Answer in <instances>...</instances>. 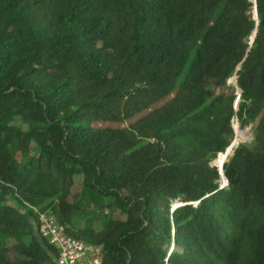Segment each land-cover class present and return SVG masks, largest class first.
I'll return each mask as SVG.
<instances>
[{
  "label": "trees",
  "instance_id": "16d2710c",
  "mask_svg": "<svg viewBox=\"0 0 264 264\" xmlns=\"http://www.w3.org/2000/svg\"><path fill=\"white\" fill-rule=\"evenodd\" d=\"M253 9L0 0V264H58L41 212L100 264H264V0ZM233 117L252 138L220 187ZM85 197L98 229L73 225Z\"/></svg>",
  "mask_w": 264,
  "mask_h": 264
},
{
  "label": "built area",
  "instance_id": "2783aa9c",
  "mask_svg": "<svg viewBox=\"0 0 264 264\" xmlns=\"http://www.w3.org/2000/svg\"><path fill=\"white\" fill-rule=\"evenodd\" d=\"M231 126L234 131L235 125H232L231 123ZM239 142H241L240 139L236 140L235 134H233V138L230 143L225 147L224 150L217 152L216 157L213 159L214 165L217 166L215 159L218 157V155H226L225 160L219 166H217L221 176L220 187L227 184L222 176L223 171L221 173V168L227 158L233 153L234 148ZM229 150L230 153L228 152ZM39 219V231L59 250L57 260L58 264H100L101 256L99 249L72 235L67 234L65 231V226L59 223L53 214L49 212H41L39 213Z\"/></svg>",
  "mask_w": 264,
  "mask_h": 264
},
{
  "label": "rangeland",
  "instance_id": "374dc122",
  "mask_svg": "<svg viewBox=\"0 0 264 264\" xmlns=\"http://www.w3.org/2000/svg\"><path fill=\"white\" fill-rule=\"evenodd\" d=\"M226 92L228 93H237V90L235 89V84L233 81L231 80H227V84L226 87L223 88ZM14 123L21 125L23 128L26 127L25 124H23L22 122L19 121V119H15ZM232 125L234 124V131H235V139L239 140L241 142H245V141H250V139L252 138V128L250 124H246V125H242L240 126L239 121L236 119V117H233L231 120ZM237 127H239L242 130H245L246 132H239ZM81 180H82V176L81 175H76L74 178V183L71 186V192H70V199L75 201L78 200L80 195H81ZM85 204L87 207V214L86 215H75L73 217V225L75 228L81 227L84 220H86V218H91V223L92 226L96 229H98L100 227V216L98 213H96L95 215L93 214V212L90 209V205H88V201H87V197H85ZM173 204H181L180 201L176 200L173 202ZM115 217H122L118 212L114 213Z\"/></svg>",
  "mask_w": 264,
  "mask_h": 264
},
{
  "label": "water",
  "instance_id": "95a60500",
  "mask_svg": "<svg viewBox=\"0 0 264 264\" xmlns=\"http://www.w3.org/2000/svg\"><path fill=\"white\" fill-rule=\"evenodd\" d=\"M252 2H253V7H254V9H253V18H255V19H256V22H257L256 9H255V0H253ZM255 30H256V27H255L254 30H253V37H254V35H255ZM253 37H252V39H253ZM252 39L249 41V43L252 42ZM234 84H235V86H236V88H237V95H239L240 88L237 87L236 82H235ZM212 164L214 165V162H213V161H212ZM221 173H222V168H221ZM222 176H223L225 182L227 183V180H226L225 176L223 175V173H222ZM177 205H178V204H173V207H175V206H177Z\"/></svg>",
  "mask_w": 264,
  "mask_h": 264
},
{
  "label": "bare ground",
  "instance_id": "6f19581e",
  "mask_svg": "<svg viewBox=\"0 0 264 264\" xmlns=\"http://www.w3.org/2000/svg\"><path fill=\"white\" fill-rule=\"evenodd\" d=\"M251 1H253V0H251ZM231 79H233V81H234V83H235V79H234V77L232 76V77H230ZM236 128V127H235ZM240 130H242V129H240ZM234 133H235V131H234ZM228 155V154H227ZM226 157V155L225 154H219L218 155V157L215 159L216 161H217V163H218V166L224 161V158Z\"/></svg>",
  "mask_w": 264,
  "mask_h": 264
}]
</instances>
